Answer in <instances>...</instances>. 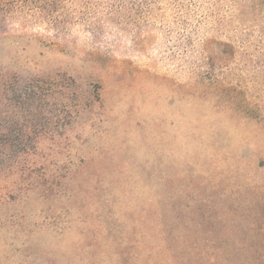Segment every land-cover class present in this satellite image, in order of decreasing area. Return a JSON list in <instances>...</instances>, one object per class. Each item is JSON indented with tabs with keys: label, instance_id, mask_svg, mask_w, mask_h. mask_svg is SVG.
<instances>
[{
	"label": "rangeland",
	"instance_id": "374dc122",
	"mask_svg": "<svg viewBox=\"0 0 264 264\" xmlns=\"http://www.w3.org/2000/svg\"><path fill=\"white\" fill-rule=\"evenodd\" d=\"M27 1L0 0V264L264 249V10Z\"/></svg>",
	"mask_w": 264,
	"mask_h": 264
},
{
	"label": "trees",
	"instance_id": "16d2710c",
	"mask_svg": "<svg viewBox=\"0 0 264 264\" xmlns=\"http://www.w3.org/2000/svg\"><path fill=\"white\" fill-rule=\"evenodd\" d=\"M12 4V6L26 5L27 0H3ZM254 6V9L264 10V0H248ZM42 11L49 6L47 2L42 3ZM175 244H177L175 242ZM175 262L171 256L168 257L166 264H264V249L257 250H225V249H184L175 245ZM157 254L162 256L168 254L169 249L157 248ZM126 251L120 253L119 258L124 261V264H142L145 260V253L142 249L136 253H131L132 258L124 260L122 256ZM158 264V263H157Z\"/></svg>",
	"mask_w": 264,
	"mask_h": 264
}]
</instances>
